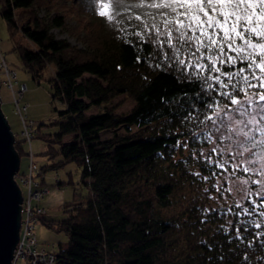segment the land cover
I'll use <instances>...</instances> for the list:
<instances>
[{
  "label": "trees",
  "instance_id": "trees-1",
  "mask_svg": "<svg viewBox=\"0 0 264 264\" xmlns=\"http://www.w3.org/2000/svg\"><path fill=\"white\" fill-rule=\"evenodd\" d=\"M56 1L0 0V14L12 35L21 31L34 44L15 47L33 79H41L51 65L56 68L50 84L53 100L60 104L52 123L58 130L41 135L38 127L37 136L47 142V156L61 158L41 166V173L47 166L74 161L90 191L86 199L65 204V218L41 217L69 236L55 250V264H264V216L259 214L264 208L251 199L229 207L211 205L215 167L203 160L200 140L193 135L200 137L210 122L205 117L217 107L231 104L228 97L209 88L215 81L205 82L165 60L163 52L170 50L159 47L155 34L143 39L134 34L142 30L134 15L146 10L131 9L129 20L124 6L141 0L120 6L102 0L103 10L113 16L112 30L83 48L52 34V28L66 25L62 14H51ZM38 8L48 17L31 12L21 19L17 14ZM96 10L95 22L106 26L109 19L99 15L101 8ZM233 94L245 97L238 90ZM120 95L135 102L126 114L115 113L112 105ZM95 108L99 111L91 112ZM189 112L192 116L183 120ZM69 135H74L71 142L65 141ZM23 142L17 138L15 146L20 160ZM184 191L188 196L181 201V215L167 214L173 198Z\"/></svg>",
  "mask_w": 264,
  "mask_h": 264
},
{
  "label": "rangeland",
  "instance_id": "rangeland-1",
  "mask_svg": "<svg viewBox=\"0 0 264 264\" xmlns=\"http://www.w3.org/2000/svg\"><path fill=\"white\" fill-rule=\"evenodd\" d=\"M128 0H111V5H123L124 2ZM56 4V5H55ZM51 5V14L60 13L65 17L66 25L63 28H52V34L59 39L67 40L73 46L83 48L86 44L92 45L96 44L99 34H103L112 30L109 25L110 20H108L106 26L101 23L95 22L94 18L97 14L96 8H100L102 0H57L56 3ZM96 10V11H95ZM33 12L37 14L39 18H47V12L42 9L39 10H18L17 14L21 19H26L30 13ZM109 25V26H108ZM16 44L28 45L34 47V44L25 37L21 31H18L12 35L10 26L8 25L6 19L0 14V52L5 56L9 66L17 73V86L19 84H26L27 90L23 94L21 103L28 106V116L31 120L36 123L37 127H41V135L45 133H53L58 130L56 125H53V121L56 118V112L54 110L55 105L60 106L57 101L53 100V91L50 84V78L54 77L56 74V68L54 65L48 67L45 71L44 76L39 80H34L32 74L25 68V65L20 56V52L15 47ZM0 97H1V108L7 117L12 131L15 134V142L17 138L22 139V123L19 115L15 112L12 92L8 88L5 81V76L3 73L0 75ZM244 103V107L248 108L249 112L252 109L247 105L246 97L240 98ZM112 105L116 107L115 113L126 114L135 105L134 100L126 95H120L116 97ZM227 106V107H225ZM237 105H221L212 113V119L204 127L201 133L200 140V153L202 158L207 164L215 167L213 185L216 188V192L213 194L211 199V205L214 207H219V205H225L229 207L232 204L243 203L247 199L257 200L254 193L260 190V185L254 183L255 181L264 180V176L260 175L258 171L244 172V161L249 157L248 153L243 155H236L235 158H231L232 153L237 151L236 141L243 140L244 137L236 133H230L224 125L230 122L226 119V114L235 115L238 119L247 120L249 117H240L235 109ZM224 109L221 112V116L218 118L215 113ZM99 109L95 108L91 112H98ZM236 128H243L244 131H248V128H244L243 125H232ZM220 128L217 132L216 129ZM134 130L137 128L134 127ZM125 129H120V132H124ZM211 134L213 138L219 137L221 134L227 136L231 135L232 139L229 140H216L213 143L208 140L207 137ZM111 135V133H107ZM17 137V138H16ZM256 139H260V135L256 134ZM74 135H69L65 137V141H73ZM202 144V145H201ZM25 153H22L20 161V171H26L29 166L30 157L28 152L30 150L28 142H23ZM185 150L192 148L187 142L185 144ZM16 146V143H15ZM246 146H251L246 145ZM216 148L217 155L213 153L212 148ZM16 148V147H15ZM48 145L42 136H36L32 140V150L35 155V161L38 162L39 168L46 165H51L60 160V156L51 159L46 155ZM231 149V151L229 150ZM222 150V151H221ZM253 152L258 155H264V152L260 148H254ZM211 157V162H209L206 157ZM216 161L225 162L228 171L217 167L215 165ZM234 164H240V168H233ZM259 164L251 165L253 169L259 168ZM217 169V170H216ZM43 182L49 187H51V193L44 199L43 204L46 207L45 217L50 220H60L65 218L64 206L66 203H73L75 201H80L86 199L89 194V188L83 184L81 169L78 164L74 161L68 162L62 166H47V170L43 173ZM58 182H63L59 185ZM205 184L204 193L209 189ZM24 190V185L22 188ZM188 196L187 192L179 193L175 198H173L172 208L166 211L167 214L181 215L180 208L183 207L182 199ZM22 211V208H21ZM43 217V216H42ZM36 232L39 239V247L45 248L49 251L58 250L60 245H64L68 242L69 236L65 230H59L45 224L42 220L36 225ZM15 264H28L26 259H19Z\"/></svg>",
  "mask_w": 264,
  "mask_h": 264
},
{
  "label": "snow or ice",
  "instance_id": "snow-or-ice-1",
  "mask_svg": "<svg viewBox=\"0 0 264 264\" xmlns=\"http://www.w3.org/2000/svg\"><path fill=\"white\" fill-rule=\"evenodd\" d=\"M106 7L100 5L99 15L112 20L113 16L103 10ZM124 7L129 13V20L133 18L131 9L146 10L134 15V19L142 25V30L134 33L136 36L143 39L144 35L155 34L159 47L163 50L166 45L170 50L171 54L163 52L165 60L174 61L186 73L194 74L205 82L215 81V84H209V88L218 90L220 95L228 97L232 105H237L235 112L240 117H249L243 120L226 114L230 122L224 125L226 129L230 133L239 132L244 137L236 141L237 151L232 153L231 158L248 153L250 158L244 161L243 171H258L264 176V155L253 152L254 148L264 152V0H141L140 3ZM221 66L231 70L223 71ZM241 81L244 85L242 87ZM253 89L256 91L250 92ZM237 90L245 94L251 112L233 94ZM223 111L221 109L215 115L219 118ZM190 116L191 112L183 120H188ZM205 119L211 120L212 117ZM232 125H243L249 130L244 131ZM216 131L219 132L220 128ZM257 133L260 135L259 140L256 139ZM193 135L199 140L195 132ZM207 139L215 143L216 140L230 141L232 136L221 134L213 138L210 134ZM249 144L250 147L246 146ZM211 151L220 154L215 147ZM205 159L211 162L210 156ZM227 163L216 161L215 165L228 171ZM256 164L260 165L259 168L250 167ZM240 167V164L233 165V168ZM254 183L260 185V190L254 193L260 198V203L255 199L250 203L257 208H264V180ZM240 207L243 214H249L247 208ZM259 214L264 216V211ZM260 226L256 224V227Z\"/></svg>",
  "mask_w": 264,
  "mask_h": 264
},
{
  "label": "built area",
  "instance_id": "built-area-1",
  "mask_svg": "<svg viewBox=\"0 0 264 264\" xmlns=\"http://www.w3.org/2000/svg\"><path fill=\"white\" fill-rule=\"evenodd\" d=\"M1 73L4 74L8 88L12 92L14 109L22 123V138L28 142L30 147L28 169L21 174L18 172L15 177L21 188L24 185V190L22 189L20 235L14 250L13 264L19 259H26L28 264H55L57 261L55 251L40 248L36 232V225L46 213L43 201L51 193V187L43 182L44 175L41 173L38 162L35 161L32 150V140L38 134V127L28 116V106L21 103L27 85L22 83L17 86V73L9 66L5 56L0 52V75Z\"/></svg>",
  "mask_w": 264,
  "mask_h": 264
},
{
  "label": "water",
  "instance_id": "water-1",
  "mask_svg": "<svg viewBox=\"0 0 264 264\" xmlns=\"http://www.w3.org/2000/svg\"><path fill=\"white\" fill-rule=\"evenodd\" d=\"M20 161L15 134L1 108L0 97V264H13L19 241L23 192L15 177Z\"/></svg>",
  "mask_w": 264,
  "mask_h": 264
}]
</instances>
